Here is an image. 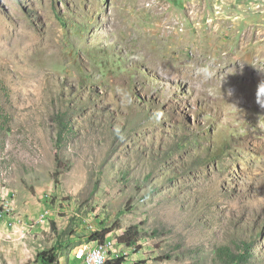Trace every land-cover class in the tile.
<instances>
[{"label": "rangeland", "instance_id": "rangeland-1", "mask_svg": "<svg viewBox=\"0 0 264 264\" xmlns=\"http://www.w3.org/2000/svg\"><path fill=\"white\" fill-rule=\"evenodd\" d=\"M261 81L264 0H0V264H264Z\"/></svg>", "mask_w": 264, "mask_h": 264}, {"label": "trees", "instance_id": "trees-1", "mask_svg": "<svg viewBox=\"0 0 264 264\" xmlns=\"http://www.w3.org/2000/svg\"><path fill=\"white\" fill-rule=\"evenodd\" d=\"M69 132L71 128L68 129ZM58 138L55 141L56 146L58 149L60 148V144L63 138V134L59 131V134L57 136ZM67 168H70V166H67ZM55 223H53V228H55ZM110 232V231H109ZM109 232H95L93 234V237L96 239L94 241H97L100 244H104L106 241L108 233ZM144 233H142L139 225H133L124 230V232L118 236L119 243L125 244L128 247H135V248H141V245H139V242L143 239ZM249 245V244H244ZM64 248V245L61 242H56L54 245H52L49 249H45L43 252L39 253L37 261H39L40 264H55L58 262L59 253ZM245 254H240L238 256L239 260H242L245 258ZM125 256H120L118 258H112L108 259L105 264H124L126 263Z\"/></svg>", "mask_w": 264, "mask_h": 264}, {"label": "clouds", "instance_id": "clouds-1", "mask_svg": "<svg viewBox=\"0 0 264 264\" xmlns=\"http://www.w3.org/2000/svg\"><path fill=\"white\" fill-rule=\"evenodd\" d=\"M197 73L201 76V77H203V78H210L212 75H213V73H212V71H211V69H210V66L209 65H207V64H205V65H203V66H201V67H199L198 69H197ZM119 91V90H118ZM256 101H257V103L262 107V108H264V81H261L260 83H259V85H258V87H257V92H256ZM3 187H5V186H3ZM6 188V187H5ZM7 190H12V188L11 189H8V188H6ZM17 201H18V199H17ZM46 207H44L42 210H44ZM41 210V211H42ZM18 211V210H17ZM40 211V212H41ZM39 212V213H40ZM39 213H38V215H39ZM37 215V216H38ZM37 218V217H36ZM46 224V223H45ZM31 227H33V225H31ZM25 230H30L29 228L28 229H25ZM22 239H24V238H22ZM125 245V244H124ZM93 255H94V253H93Z\"/></svg>", "mask_w": 264, "mask_h": 264}, {"label": "bare ground", "instance_id": "bare-ground-1", "mask_svg": "<svg viewBox=\"0 0 264 264\" xmlns=\"http://www.w3.org/2000/svg\"><path fill=\"white\" fill-rule=\"evenodd\" d=\"M256 96V94H255ZM245 105V104H244ZM243 105V106H244ZM254 107V106H253ZM262 108V107H261ZM261 108L259 110H261ZM263 109V108H262ZM5 207H8V204L7 206ZM107 239V238H106ZM111 241V245H107V247H105V254L103 255L102 257V261L99 263V264H105V262L107 261V258H108V249L113 247L114 245V242L112 240ZM109 243V242H108ZM100 244V243H99ZM102 248H104V246H100V245H97L95 247H92V248H89L88 252L86 253V257H85V264H96L92 261H90V257L93 256V253L94 254H98L101 252ZM74 257H75V260H77L79 258V256L77 254H74Z\"/></svg>", "mask_w": 264, "mask_h": 264}, {"label": "built area", "instance_id": "built-area-1", "mask_svg": "<svg viewBox=\"0 0 264 264\" xmlns=\"http://www.w3.org/2000/svg\"><path fill=\"white\" fill-rule=\"evenodd\" d=\"M5 218L8 219L7 226L11 228V225H14V218L13 217H5ZM42 218H43V215L40 212V214L37 216L35 220V224H38V222H40ZM0 219H3V217ZM107 245H111V241ZM104 254H105V247L102 248L100 253L94 254L92 257H90V261L96 264H99L102 261V257ZM77 255L80 257V254H77Z\"/></svg>", "mask_w": 264, "mask_h": 264}, {"label": "crops", "instance_id": "crops-1", "mask_svg": "<svg viewBox=\"0 0 264 264\" xmlns=\"http://www.w3.org/2000/svg\"><path fill=\"white\" fill-rule=\"evenodd\" d=\"M19 207V206H18ZM20 211L24 214V213H26V212H24L25 210V208H23L21 205H20ZM0 220H3L1 223H5L6 225H7V222H8V219H6L5 217H3V219H0ZM27 223H23V226H25ZM0 225H2V224H0ZM29 228V227H28ZM8 230H10L9 228H7ZM6 229V230H7ZM24 229H25V227H24ZM11 231V230H10ZM17 236V235H16ZM15 236V237H16Z\"/></svg>", "mask_w": 264, "mask_h": 264}]
</instances>
